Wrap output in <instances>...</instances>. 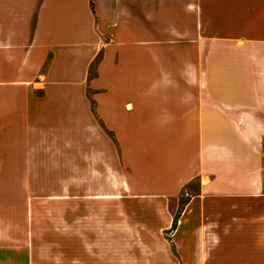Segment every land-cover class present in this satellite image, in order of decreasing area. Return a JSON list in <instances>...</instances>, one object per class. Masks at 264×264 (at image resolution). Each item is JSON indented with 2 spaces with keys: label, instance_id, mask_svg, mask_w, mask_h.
Returning <instances> with one entry per match:
<instances>
[{
  "label": "crops",
  "instance_id": "obj_1",
  "mask_svg": "<svg viewBox=\"0 0 264 264\" xmlns=\"http://www.w3.org/2000/svg\"><path fill=\"white\" fill-rule=\"evenodd\" d=\"M255 60L264 0H0V264H38L36 225L76 196L155 211L176 264H264Z\"/></svg>",
  "mask_w": 264,
  "mask_h": 264
},
{
  "label": "rangeland",
  "instance_id": "obj_2",
  "mask_svg": "<svg viewBox=\"0 0 264 264\" xmlns=\"http://www.w3.org/2000/svg\"><path fill=\"white\" fill-rule=\"evenodd\" d=\"M230 45L225 41H208L204 49L207 53L218 52L221 69L225 67ZM253 50L258 53L259 47ZM248 64L249 69L264 68L256 60ZM196 190L197 183L192 182L170 202L172 227ZM154 212L121 197L76 196L72 205L60 199L58 221L36 225L42 238L36 239L35 261L38 264H176V248L169 232H164V238L153 237L152 231L158 229ZM166 241L174 254L171 259L164 255Z\"/></svg>",
  "mask_w": 264,
  "mask_h": 264
},
{
  "label": "trees",
  "instance_id": "obj_3",
  "mask_svg": "<svg viewBox=\"0 0 264 264\" xmlns=\"http://www.w3.org/2000/svg\"><path fill=\"white\" fill-rule=\"evenodd\" d=\"M96 61H97V58H96ZM94 64H95V62H94Z\"/></svg>",
  "mask_w": 264,
  "mask_h": 264
}]
</instances>
